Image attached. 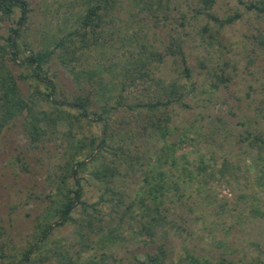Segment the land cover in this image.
<instances>
[{
	"label": "rangeland",
	"instance_id": "374dc122",
	"mask_svg": "<svg viewBox=\"0 0 264 264\" xmlns=\"http://www.w3.org/2000/svg\"><path fill=\"white\" fill-rule=\"evenodd\" d=\"M28 1L32 12L25 32L36 48H53L51 41L79 28L81 0ZM122 1L129 6L130 0ZM199 10L200 0H161L152 14L138 10L137 15L126 6L116 13L113 23L99 30L103 46L85 53L78 69H101L106 77H112L110 74L117 75L116 71L122 73L135 64L142 45L165 55L163 63L152 66V77L178 79L195 87L188 106L175 107L170 124L177 163L167 160L161 169L167 176L164 231L168 245L173 247L175 264H221L224 259L234 264H264V149L259 148V142L245 140L247 133L264 138V18L247 11L239 0H216L213 7L212 13L220 19L242 15L229 26L221 27ZM14 24L0 23V36L8 37ZM178 45L184 49L190 75L183 73L184 65L177 56L167 54ZM142 57L147 55L143 52ZM5 62L16 77L27 75L21 64L9 58ZM114 64L118 65L115 71ZM51 66L62 90L82 95L92 91V86L80 90L73 74L58 60ZM31 85L32 81H20L26 96L33 92ZM157 94L154 83L143 82L130 89L129 103L147 102ZM41 106L52 110L49 103ZM147 116L121 109L112 122L115 128L133 131L134 141H128L133 143L130 154L143 153V162L151 161L149 157L156 160L154 153L163 145L157 139L152 141L149 134L140 135L143 127L149 128ZM69 130L70 126L63 124L59 132L48 133L41 142L33 143L20 119L0 137V217L5 228L0 244L9 256L32 245L51 207L56 175L68 158ZM73 133L81 140L100 136L102 124L82 119ZM80 157L86 158L82 153ZM204 162L205 169L201 167ZM128 173L126 188L135 195L142 187L144 173L138 168ZM84 183L88 198L96 201L98 186ZM104 210L109 212L110 208L105 206ZM74 217L84 218L81 208ZM142 221L138 217L124 225L119 234L123 240L104 250L114 256L106 264H132L136 254L156 252L157 245L146 243L149 238L139 232ZM79 239L76 225L57 228L44 254L52 256V250L73 247L84 252V260L99 261L102 250H86ZM55 257L36 264L54 263Z\"/></svg>",
	"mask_w": 264,
	"mask_h": 264
},
{
	"label": "trees",
	"instance_id": "16d2710c",
	"mask_svg": "<svg viewBox=\"0 0 264 264\" xmlns=\"http://www.w3.org/2000/svg\"><path fill=\"white\" fill-rule=\"evenodd\" d=\"M81 1L79 28L51 41L53 48L38 49L25 32L32 12L30 2L0 0V23L11 21L16 25L10 28L8 37L0 36V137L5 128L20 119H23V125L33 143L41 142L48 133L59 132V127L63 124L70 126L66 134L69 142L66 155L68 158L56 175L51 191V207L38 226L32 245L9 256L0 244V263H45L56 256V261L51 264H106L114 256L104 250L109 248L110 244L123 240L119 235L121 229L125 224H130L140 217L144 221L141 222L139 232L149 238L146 243L157 245V250L136 254L135 261L131 263L175 264L173 247L168 245V235L164 231L168 218L167 176L161 169L167 164V160H171L173 165L177 163V146L170 142L173 134L170 124L175 107H187V100L195 92V87L178 79L167 81L152 77V66L155 63H163L165 55L150 50L145 45H142L143 49L134 65L125 67L126 70L122 73L116 71L117 75L110 74L112 77H106L101 69L79 70V65L85 59L84 54L103 46L99 30L104 28V24L113 23L116 13L124 11L127 6L136 14L138 10L152 14L156 2H161L130 0L129 6H124L122 0ZM239 1L247 11L264 18V0L250 3ZM215 4L216 0H200L199 14L207 16L221 27L232 25L242 18V15L237 13L227 19H220L212 13ZM2 40L4 44L1 43ZM143 52L147 57H142ZM167 54L177 56L184 65L183 73L190 75L187 58L180 45ZM6 58L25 67L27 75L16 77L6 65ZM57 60L73 74L80 90L92 86V91L82 95L62 90L57 73L52 72L51 65ZM114 66L115 71L118 65ZM189 78L191 79L185 77ZM20 81H32L31 95L26 96L23 93ZM148 81L154 83L158 89L155 99L147 102L136 101L134 105L129 103L130 89ZM44 102L49 103L52 110H44L41 106ZM95 108H99L101 112H97ZM121 109H127L135 115L145 113L150 117L149 128L143 127L140 135L145 137L149 134L152 141L157 139L163 143L154 153L158 157L156 160L149 157L151 161L143 162L146 159L143 158V153L136 156L130 154L133 143L128 141H134L133 131L118 129L112 124L114 115ZM82 119L101 123L102 134L85 140L78 139L73 131L75 126L80 127ZM251 139L253 143H261L259 148L264 149V138H254L251 133H247L245 140ZM140 148L141 146L137 147ZM81 153L86 156L85 159L80 157ZM125 165L128 166L126 176L123 173ZM201 167L205 169L206 163H202ZM137 168L143 170L144 178L140 191L133 195L128 192L124 180L129 170L136 172ZM84 182L98 186L100 195L96 201L88 198ZM137 205L139 210L136 209ZM105 206L110 208L109 212L104 210ZM78 208L82 210L83 219L74 217ZM105 215L110 218L109 221ZM69 224L76 225L81 247L89 251L102 250L99 261L95 263L93 259L84 260V252L73 247L67 250H52V256L44 254L46 243L53 232ZM4 236L5 228L0 217V243ZM36 251L39 253L36 254ZM188 259L191 260L189 257ZM114 260L116 261V258ZM221 264L234 263L224 259Z\"/></svg>",
	"mask_w": 264,
	"mask_h": 264
}]
</instances>
